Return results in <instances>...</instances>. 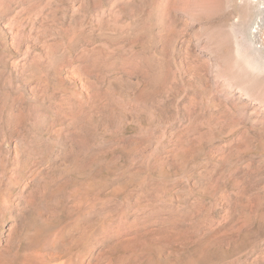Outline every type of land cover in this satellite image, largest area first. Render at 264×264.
<instances>
[{"label":"rangeland","instance_id":"obj_1","mask_svg":"<svg viewBox=\"0 0 264 264\" xmlns=\"http://www.w3.org/2000/svg\"><path fill=\"white\" fill-rule=\"evenodd\" d=\"M246 7L0 0V264H264Z\"/></svg>","mask_w":264,"mask_h":264},{"label":"bare ground","instance_id":"obj_2","mask_svg":"<svg viewBox=\"0 0 264 264\" xmlns=\"http://www.w3.org/2000/svg\"><path fill=\"white\" fill-rule=\"evenodd\" d=\"M244 1H245L246 6H247L246 7L247 13L250 14V17L249 16L248 17L243 16L241 19L242 25L247 21L246 18H249V20L251 21L253 19V15L255 17L256 16L259 17V19H260V17L263 18V16H264V0H244ZM251 12H252V14H251ZM240 36L242 37L241 40L248 41L245 31H241Z\"/></svg>","mask_w":264,"mask_h":264}]
</instances>
